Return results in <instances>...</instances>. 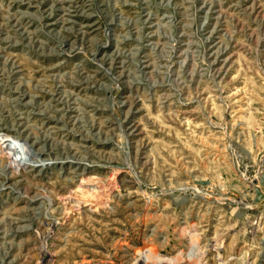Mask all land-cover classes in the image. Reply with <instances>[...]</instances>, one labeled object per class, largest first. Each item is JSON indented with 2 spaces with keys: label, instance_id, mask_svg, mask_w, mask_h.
<instances>
[{
  "label": "rangeland",
  "instance_id": "rangeland-1",
  "mask_svg": "<svg viewBox=\"0 0 264 264\" xmlns=\"http://www.w3.org/2000/svg\"><path fill=\"white\" fill-rule=\"evenodd\" d=\"M0 141V264H264V0H0Z\"/></svg>",
  "mask_w": 264,
  "mask_h": 264
},
{
  "label": "bare ground",
  "instance_id": "bare-ground-1",
  "mask_svg": "<svg viewBox=\"0 0 264 264\" xmlns=\"http://www.w3.org/2000/svg\"><path fill=\"white\" fill-rule=\"evenodd\" d=\"M67 97V96H66ZM2 135V134H1ZM6 135V134H5ZM4 137V136H3ZM15 137V136H14ZM5 138V137H4ZM23 138L21 137V140H22ZM8 141V139H6L5 138V141L3 140V142H7ZM1 142V141H0ZM11 148V147H10ZM41 151H43V150H41ZM40 150L39 151H36L34 154H36L37 152H41ZM15 152V151H14ZM14 156V155H13ZM34 156V155H33ZM38 157V156H37ZM36 158V157H35ZM141 256H144V260H145V262L147 261H149V260H152V257L153 256H149L147 253L146 254H141ZM165 259V258H164ZM164 259H154L155 260V264H163V262L165 261ZM173 260V259H172ZM153 261V260H152ZM154 264V263H153ZM166 264H168V263H166Z\"/></svg>",
  "mask_w": 264,
  "mask_h": 264
}]
</instances>
